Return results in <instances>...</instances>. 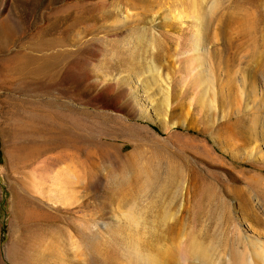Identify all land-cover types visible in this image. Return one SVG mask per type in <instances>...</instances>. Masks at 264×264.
<instances>
[{"label":"rangeland","instance_id":"rangeland-1","mask_svg":"<svg viewBox=\"0 0 264 264\" xmlns=\"http://www.w3.org/2000/svg\"><path fill=\"white\" fill-rule=\"evenodd\" d=\"M196 1L0 0V264H123L140 236L262 264L264 0Z\"/></svg>","mask_w":264,"mask_h":264},{"label":"bare ground","instance_id":"bare-ground-1","mask_svg":"<svg viewBox=\"0 0 264 264\" xmlns=\"http://www.w3.org/2000/svg\"><path fill=\"white\" fill-rule=\"evenodd\" d=\"M194 2L197 1L194 0ZM255 4H257V0ZM263 16H264L263 11L257 12L256 18H254L255 30L257 28L256 26H258V24L262 21ZM193 20L195 21V25L193 27L192 34L195 39L191 43L190 47L183 53H195L197 56H199L198 54L204 53L206 50L205 45L203 43V38H202L203 35L201 36L199 32L200 31L199 28L202 23H201V19L196 15L193 16ZM255 41H257V38L255 39ZM199 57L198 58L196 57L197 61L199 60ZM155 69L156 66H154V64L148 66V72L154 71ZM168 87L169 86L166 85L165 87L166 95L165 94L163 95L164 96L163 99H165L166 101L168 99L167 96ZM162 92L164 91L162 90ZM200 104H201V99H200ZM241 202H242L241 205L247 208V201L243 199L241 200ZM134 227L137 229V226L134 225ZM134 231L136 232V230ZM141 238L142 236L136 237L134 241H130L133 238L132 239L129 238L130 240L127 239L130 242L129 244H127L125 249L123 248L124 250L123 264H182L187 261H198L200 262V264H234L235 262H233L231 255L227 253V249L230 250L232 248L238 249L239 246H241L243 249H248L252 245V243L249 241L237 242V243H233L232 241L231 243L210 242L207 245H204L202 244V242L199 243L197 241L195 242L186 238H181L174 243H170L169 246V244L163 242L152 243L148 240H141ZM246 259L247 260L242 261L241 264H261L250 256H248ZM262 261H263L262 264H264V260Z\"/></svg>","mask_w":264,"mask_h":264}]
</instances>
